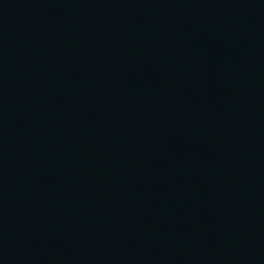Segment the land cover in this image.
<instances>
[{
    "label": "water",
    "instance_id": "water-1",
    "mask_svg": "<svg viewBox=\"0 0 264 264\" xmlns=\"http://www.w3.org/2000/svg\"><path fill=\"white\" fill-rule=\"evenodd\" d=\"M261 264H264V262H263V263H261Z\"/></svg>",
    "mask_w": 264,
    "mask_h": 264
}]
</instances>
